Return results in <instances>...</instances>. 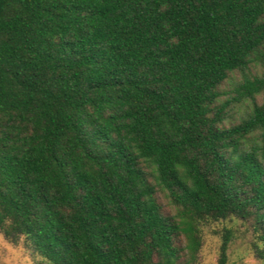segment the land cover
<instances>
[{
  "label": "trees",
  "instance_id": "obj_1",
  "mask_svg": "<svg viewBox=\"0 0 264 264\" xmlns=\"http://www.w3.org/2000/svg\"><path fill=\"white\" fill-rule=\"evenodd\" d=\"M235 217L264 261V0H0L9 240L44 264H195Z\"/></svg>",
  "mask_w": 264,
  "mask_h": 264
},
{
  "label": "rangeland",
  "instance_id": "obj_2",
  "mask_svg": "<svg viewBox=\"0 0 264 264\" xmlns=\"http://www.w3.org/2000/svg\"><path fill=\"white\" fill-rule=\"evenodd\" d=\"M233 84L225 81L222 89L230 93ZM233 94V92H232ZM227 97V96H225ZM224 97V98H225ZM223 98V99H224ZM261 99V96L258 97ZM246 104L235 103L228 110L226 124L236 123L245 113ZM160 201L166 211L171 210L166 198L159 194ZM227 225L233 229V238L229 244L227 264H264V261L257 257L254 250V237L251 229L240 218H229L225 221L211 223L204 227L203 244L197 254L195 264H219V247L221 243V230ZM0 264H44L40 255L25 240L24 236L17 241L9 240L0 231Z\"/></svg>",
  "mask_w": 264,
  "mask_h": 264
}]
</instances>
